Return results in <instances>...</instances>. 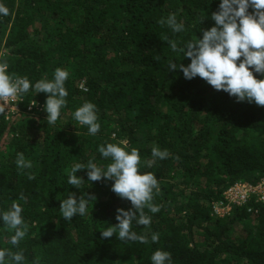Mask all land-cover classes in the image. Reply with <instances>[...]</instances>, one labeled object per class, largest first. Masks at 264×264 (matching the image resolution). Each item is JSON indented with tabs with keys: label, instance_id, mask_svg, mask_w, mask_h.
<instances>
[{
	"label": "trees",
	"instance_id": "obj_1",
	"mask_svg": "<svg viewBox=\"0 0 264 264\" xmlns=\"http://www.w3.org/2000/svg\"><path fill=\"white\" fill-rule=\"evenodd\" d=\"M220 2L0 0L9 10L0 15V63L32 85L22 109L32 100L45 105L48 94L36 92L38 81L53 80L57 68L69 73L67 103L55 124L22 113L11 122L0 120V215L17 203L21 227L27 228L14 246L15 230L0 219V250L22 252L19 264H153L156 250L171 254L166 264H264V205L226 219L212 210L229 185L264 177V107L238 102L199 76L188 80L168 67L169 61L190 63L169 42L179 49L202 38L203 30L215 26L212 13ZM173 14L183 31L159 23ZM85 102L96 106L100 130L94 135L74 119ZM109 143L129 153L137 149L140 173L151 172L158 181L150 203L159 211L144 208L148 226L132 222L131 231L146 236L147 244L121 241L118 232L101 237L118 223V208H132L112 191L113 180L90 182L84 169L77 172L84 180L79 189L68 183L78 163L91 160L106 170L111 158L98 149ZM153 147L169 156L148 167ZM17 153L32 167L19 169ZM71 193H89L95 200L85 215L65 220L59 206ZM239 220H248V228L234 235L231 228ZM4 264L16 262L6 256Z\"/></svg>",
	"mask_w": 264,
	"mask_h": 264
},
{
	"label": "clouds",
	"instance_id": "obj_2",
	"mask_svg": "<svg viewBox=\"0 0 264 264\" xmlns=\"http://www.w3.org/2000/svg\"><path fill=\"white\" fill-rule=\"evenodd\" d=\"M250 6L254 9L252 14L248 12ZM0 15H9L8 8L3 4H0ZM212 19L215 26L203 30L202 38L190 41L179 49L176 42H169L173 51L179 50L184 57L190 59L187 66L169 61V71L179 69L188 80L199 76L215 90H222L236 97L238 102L254 101L256 105L264 107V78L257 79L250 70L254 69L256 73L264 75V0H221L219 10L212 13ZM159 23H166L173 32L184 30V26L177 23L174 14ZM7 70L8 64L0 63V114L5 112L11 101H15L32 87L26 77L13 78ZM68 76L67 70L57 68L53 80H41L34 86L36 92L48 94L44 110L49 124L56 123L62 106L67 103L65 97L68 92L64 84ZM74 119L80 124L87 125L89 134L94 135L100 130L96 106L90 102H85L75 110ZM98 151L102 157L111 158L112 162L108 164L106 170L98 167L91 160L87 166L78 163L71 169L68 177L69 185L79 189L84 180L77 175V172L84 169H87L90 182L101 181L102 178L113 180L112 191L119 197L129 200L132 208L127 211L118 208L116 210L118 223L101 232V237L110 238L118 232L117 238L121 241H139L147 244V237L137 235L136 232L131 231V228L134 220L138 225L150 224L151 218L144 213L146 206L152 213L159 211L158 206L150 203L153 189L159 191L155 175L151 172L140 173L141 158L135 148L129 153L124 147L109 143L99 147ZM152 156L154 159L147 162L148 167H151L156 159H166L169 152L153 147ZM16 164L19 169L32 167L31 162L25 160L23 153H17ZM28 178L35 179L34 175H29ZM91 200H95V197L89 193L79 197L71 193L67 199L60 202L59 208L63 219L71 220L77 214L85 215ZM21 212V206L13 203L11 210L0 215L7 228L15 230L10 239L14 246L19 244L27 232L26 226L21 227L23 224ZM158 239V234H152V242ZM6 256L16 264L24 260L22 252L13 253L3 249L0 250V264H4ZM151 260L153 264H166V261L170 262L171 254L156 250Z\"/></svg>",
	"mask_w": 264,
	"mask_h": 264
},
{
	"label": "built area",
	"instance_id": "obj_3",
	"mask_svg": "<svg viewBox=\"0 0 264 264\" xmlns=\"http://www.w3.org/2000/svg\"><path fill=\"white\" fill-rule=\"evenodd\" d=\"M23 94L9 103L5 112L0 114V120L2 118L8 120L9 116L15 114L22 113L30 116L43 111L45 105L35 100L27 103L22 109ZM255 205H264V177L255 183L237 181L225 188L222 199L212 203L213 216L220 219L230 218L236 210H244L248 214H254L257 212Z\"/></svg>",
	"mask_w": 264,
	"mask_h": 264
},
{
	"label": "rangeland",
	"instance_id": "obj_4",
	"mask_svg": "<svg viewBox=\"0 0 264 264\" xmlns=\"http://www.w3.org/2000/svg\"><path fill=\"white\" fill-rule=\"evenodd\" d=\"M35 101H40V100H35ZM41 102H42V101H41ZM18 115H19V114H18ZM18 115L15 114V115H11V116H9V118H8L7 121H10V120H16V118L18 117ZM30 118H36V119L46 118V116H45V110L43 109V111L40 112V113H38V114H31V115H30ZM10 122H11V121H10ZM73 127H74V128H77L78 125L73 126ZM9 137H10V134L7 136L6 139L8 140ZM253 176L256 177L257 174L255 173ZM248 224H249L248 220H239L238 222H235V223L233 224L232 228H231L233 234L236 235V234H238V233H242L244 229H247V228H248Z\"/></svg>",
	"mask_w": 264,
	"mask_h": 264
}]
</instances>
